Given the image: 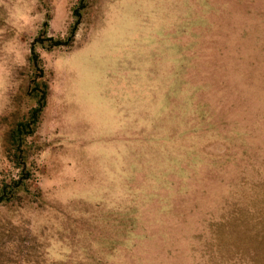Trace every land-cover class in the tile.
<instances>
[{
	"label": "rangeland",
	"instance_id": "374dc122",
	"mask_svg": "<svg viewBox=\"0 0 264 264\" xmlns=\"http://www.w3.org/2000/svg\"><path fill=\"white\" fill-rule=\"evenodd\" d=\"M0 264H264V0H0Z\"/></svg>",
	"mask_w": 264,
	"mask_h": 264
}]
</instances>
